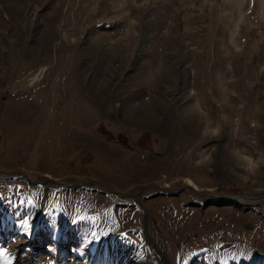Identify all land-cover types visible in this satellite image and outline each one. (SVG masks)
Instances as JSON below:
<instances>
[{
  "label": "rangeland",
  "instance_id": "obj_1",
  "mask_svg": "<svg viewBox=\"0 0 264 264\" xmlns=\"http://www.w3.org/2000/svg\"><path fill=\"white\" fill-rule=\"evenodd\" d=\"M0 220V264H264V0H0Z\"/></svg>",
  "mask_w": 264,
  "mask_h": 264
},
{
  "label": "snow or ice",
  "instance_id": "obj_2",
  "mask_svg": "<svg viewBox=\"0 0 264 264\" xmlns=\"http://www.w3.org/2000/svg\"><path fill=\"white\" fill-rule=\"evenodd\" d=\"M29 204L32 203L31 200L28 201ZM86 217L83 216H77L76 220H73V223H76L77 220H84ZM87 219L95 220V217H87ZM19 225L21 226L23 232L25 235L30 234L31 224L28 217H24L19 221ZM93 236H95V233H93ZM6 253L5 249L0 248V257H3ZM6 264H10V261L6 262Z\"/></svg>",
  "mask_w": 264,
  "mask_h": 264
},
{
  "label": "bare ground",
  "instance_id": "obj_3",
  "mask_svg": "<svg viewBox=\"0 0 264 264\" xmlns=\"http://www.w3.org/2000/svg\"><path fill=\"white\" fill-rule=\"evenodd\" d=\"M186 81V76L183 75V78H182V84L184 85V82ZM193 185L195 184L192 180H189ZM25 261L27 260H22L21 262L25 263ZM28 262V261H27Z\"/></svg>",
  "mask_w": 264,
  "mask_h": 264
},
{
  "label": "crops",
  "instance_id": "obj_4",
  "mask_svg": "<svg viewBox=\"0 0 264 264\" xmlns=\"http://www.w3.org/2000/svg\"><path fill=\"white\" fill-rule=\"evenodd\" d=\"M2 176H3V177H2V179H1V181L3 180V178H4V179H9V178H8L9 175H6V176H5V175H2ZM6 177H7V178H6ZM9 197H10V196L6 197L5 199H9ZM0 222H2V221L0 220Z\"/></svg>",
  "mask_w": 264,
  "mask_h": 264
}]
</instances>
